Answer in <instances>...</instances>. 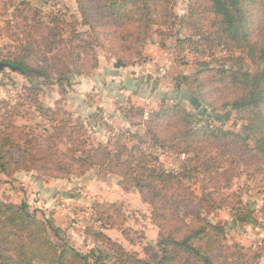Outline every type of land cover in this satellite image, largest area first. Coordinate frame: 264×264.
Instances as JSON below:
<instances>
[{"label": "rangeland", "instance_id": "obj_1", "mask_svg": "<svg viewBox=\"0 0 264 264\" xmlns=\"http://www.w3.org/2000/svg\"><path fill=\"white\" fill-rule=\"evenodd\" d=\"M192 1L170 0L169 11L174 17L153 23L145 37L133 24L126 29V39L113 45L100 33L105 30L90 27L89 16L83 14L76 0H0V61L9 53L28 54V50H16V46L23 47L29 38L33 51L39 53L29 59L30 63L49 74V78L37 74L23 77L9 67L0 71V116L9 114L5 117L14 124L0 137L8 135L11 143L24 147L30 145L27 141L40 142L42 154L40 147L36 148L37 159L47 148L70 169L65 174V168L58 165L59 171L42 173L14 169L10 164L8 174L0 171V200L15 205L26 201L38 219L50 221L59 230L60 236L48 230V236L57 243L61 237L87 253L111 251L110 244L115 242L137 257L161 256L158 241L165 225L153 222L149 203L135 188L120 186L115 174L101 176L96 167L79 173L80 151L71 153L74 145L82 149L103 144L114 150L117 140L127 146L136 144L151 153L153 167L180 173L187 163L194 168V162L188 161L193 153L153 145L145 130L152 111L180 103L195 114V127L210 125L241 132L244 121L235 111L222 118L230 108L223 103L233 89H221L216 82L207 92L204 80L210 73L205 69L240 65L254 73L257 65L244 48L227 47L216 38L204 41L195 15L185 17L192 10ZM23 2L29 5L23 13L26 20L15 13L16 5ZM203 23L210 29L209 17L205 16ZM189 37L191 40L185 41ZM118 53L124 61L120 67L115 66ZM161 68L164 73L159 75ZM57 70L64 76L61 83ZM194 98L196 105L192 103ZM202 111L205 114L201 115ZM245 142L253 145L250 138ZM219 143L220 151L212 147L205 153L217 157L216 168L208 176L219 180L223 188L210 198L206 193L214 189L212 179L207 176L201 182L204 173L197 168L190 172V178L183 179L176 192L183 195L189 187L196 196H189L197 205L195 210L210 223L222 224L226 245L236 243L242 247L238 253L247 251V256L237 261L233 249L222 252L225 256L221 258L214 253L216 264H264V173L251 175L264 163L257 166L248 158L249 166L237 163L234 154L240 144ZM203 186L206 198L199 203ZM29 191H38V199L30 198ZM184 220L193 221L195 217L188 215ZM93 232L103 233L110 243Z\"/></svg>", "mask_w": 264, "mask_h": 264}, {"label": "trees", "instance_id": "obj_2", "mask_svg": "<svg viewBox=\"0 0 264 264\" xmlns=\"http://www.w3.org/2000/svg\"><path fill=\"white\" fill-rule=\"evenodd\" d=\"M76 1L83 14L89 16L90 27L95 31L96 26L105 30L100 33L110 38L109 43L113 45L126 39V29L133 24L142 30L144 34L142 36L145 37L151 31L153 23L160 22L163 18L167 21L168 18L174 17L169 11L170 0ZM190 8L192 9L190 14L185 17L190 19L195 15L200 36H203L204 41H214L216 38L227 47L244 48L246 55L257 65L254 73L240 65L236 68L218 67L200 71L210 73L209 78L204 80L207 92L216 82L220 83L221 89H233L227 101L223 103V107L230 108L222 118H228L230 111H235L244 121L241 132L223 130L210 125L195 127L193 112L185 109L180 103H170L150 113L145 130L150 134L155 146L159 144L174 151L192 152L193 157H189L188 161L194 162V168L187 163L180 173H173L162 167H153L150 152L136 144L127 146L120 140L113 144L114 150L103 144L82 149L74 145L71 150V153L80 151L79 159L82 164L79 173L96 167L101 176L115 174L119 177L120 186L124 189L135 188L149 203L152 207L153 222L158 226L165 225L162 229L163 236L158 241L161 256L158 258V255L154 254L150 258L137 257L115 242L110 244L111 251L90 250L83 253L61 237L60 243L50 238L49 229H53L57 236H60L59 230L50 221L46 223L38 219L29 210L26 201L15 205L0 200V264H216L213 260L214 253L221 258L225 256L222 252L228 250L232 252V249L236 261L247 256L246 250L238 253L242 248L240 245L236 243L233 246L226 245L222 224L210 223L195 210L194 206L197 205H193L189 198L190 195H195L189 187L185 188L183 195L176 191L183 179L190 178V172L197 171V168H201L204 173L201 182L209 177V171L216 168L217 157L206 155L205 152L212 147L220 151L221 140L240 144L234 154L237 163L249 166L247 158L252 159L257 166L264 163V0H195L192 1ZM27 9L29 5L23 2L16 5L15 13L19 12L18 15L26 20L23 13L27 12ZM205 16L210 18V29L204 28ZM26 33L28 38V32ZM190 40L189 37L185 41ZM31 44L28 38L23 47L16 46V50H28V54L9 53L8 56L4 55L0 62L12 66L11 70L23 77L37 74L49 78L43 67L30 63L29 59L33 55H39L33 51ZM116 60V67L124 64L122 54L118 53ZM57 71L59 73L57 80L61 83L64 76L60 70ZM183 79L188 80L186 77ZM14 112L16 111H11ZM200 113L205 114L204 111ZM6 115L9 114L4 113L0 116V135L8 128L14 127L13 121L5 117ZM15 129L23 132V128ZM0 138L1 172L8 174L10 164H13L14 169L37 170L42 173L59 171L57 166L61 165L63 169L65 168L62 171L69 174L67 162L55 159L49 152L50 149L45 148L43 156L40 159L36 158V148L40 147L39 152L42 154L40 142L27 141L30 145L24 147L14 141L11 143L8 135ZM247 138L252 140L251 147L245 142ZM32 143L34 145H31ZM4 148H7L6 151ZM15 151L18 156L15 155ZM5 153L8 155L7 159L4 157ZM263 173L264 167L259 166L251 175L257 177ZM212 184L213 191L206 193L210 198L223 188L219 180L212 179ZM201 190L203 195L197 198L199 203L206 198L204 186ZM213 201L216 202L215 199ZM216 205L220 206L221 202L217 200ZM188 215L194 216L195 220H184ZM177 221L178 224L175 225ZM170 222L173 225L167 224ZM92 234L110 243L109 237L103 233ZM254 256L259 255L255 253Z\"/></svg>", "mask_w": 264, "mask_h": 264}, {"label": "water", "instance_id": "obj_3", "mask_svg": "<svg viewBox=\"0 0 264 264\" xmlns=\"http://www.w3.org/2000/svg\"><path fill=\"white\" fill-rule=\"evenodd\" d=\"M5 67H9L10 69H13L12 66L7 65V64L4 63V62H0V71H1L2 69H4ZM195 102H196V100H195V98H194V99L192 100V103L195 104Z\"/></svg>", "mask_w": 264, "mask_h": 264}, {"label": "crops", "instance_id": "obj_4", "mask_svg": "<svg viewBox=\"0 0 264 264\" xmlns=\"http://www.w3.org/2000/svg\"><path fill=\"white\" fill-rule=\"evenodd\" d=\"M46 186H47V185H44L43 188H45ZM37 193H38V191H35V193H34V192L31 193V192L29 191L28 196H29L30 198H36V199H38L37 196H36ZM55 193H56V191H55ZM28 196H27V197H28ZM40 201H42V200H40Z\"/></svg>", "mask_w": 264, "mask_h": 264}, {"label": "built area", "instance_id": "obj_5", "mask_svg": "<svg viewBox=\"0 0 264 264\" xmlns=\"http://www.w3.org/2000/svg\"><path fill=\"white\" fill-rule=\"evenodd\" d=\"M164 73V69H160V71H159V75H161V74H163Z\"/></svg>", "mask_w": 264, "mask_h": 264}]
</instances>
